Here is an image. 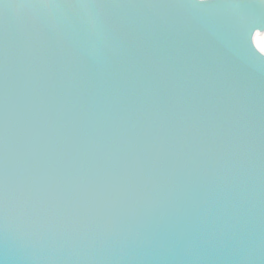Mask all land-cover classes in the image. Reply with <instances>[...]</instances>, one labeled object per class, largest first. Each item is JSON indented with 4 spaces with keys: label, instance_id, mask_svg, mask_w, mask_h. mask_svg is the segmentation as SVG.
<instances>
[{
    "label": "water",
    "instance_id": "water-1",
    "mask_svg": "<svg viewBox=\"0 0 264 264\" xmlns=\"http://www.w3.org/2000/svg\"><path fill=\"white\" fill-rule=\"evenodd\" d=\"M0 0V264H264L262 0Z\"/></svg>",
    "mask_w": 264,
    "mask_h": 264
},
{
    "label": "rangeland",
    "instance_id": "rangeland-1",
    "mask_svg": "<svg viewBox=\"0 0 264 264\" xmlns=\"http://www.w3.org/2000/svg\"><path fill=\"white\" fill-rule=\"evenodd\" d=\"M259 45L261 49L264 51V36L259 38Z\"/></svg>",
    "mask_w": 264,
    "mask_h": 264
},
{
    "label": "bare ground",
    "instance_id": "bare-ground-1",
    "mask_svg": "<svg viewBox=\"0 0 264 264\" xmlns=\"http://www.w3.org/2000/svg\"><path fill=\"white\" fill-rule=\"evenodd\" d=\"M262 37V36H261ZM259 38H260V36H258V37H256V43H257V45H258V47L261 49V47H260V45H259ZM262 50V49H261ZM263 51V50H262ZM264 52V51H263Z\"/></svg>",
    "mask_w": 264,
    "mask_h": 264
},
{
    "label": "snow or ice",
    "instance_id": "snow-or-ice-1",
    "mask_svg": "<svg viewBox=\"0 0 264 264\" xmlns=\"http://www.w3.org/2000/svg\"><path fill=\"white\" fill-rule=\"evenodd\" d=\"M262 2H264V0H262ZM204 3V0H201V3H198V4H203Z\"/></svg>",
    "mask_w": 264,
    "mask_h": 264
}]
</instances>
